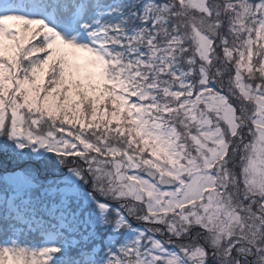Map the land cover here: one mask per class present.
<instances>
[{
	"label": "snow or ice",
	"instance_id": "snow-or-ice-1",
	"mask_svg": "<svg viewBox=\"0 0 264 264\" xmlns=\"http://www.w3.org/2000/svg\"><path fill=\"white\" fill-rule=\"evenodd\" d=\"M0 264H264V0H0Z\"/></svg>",
	"mask_w": 264,
	"mask_h": 264
}]
</instances>
